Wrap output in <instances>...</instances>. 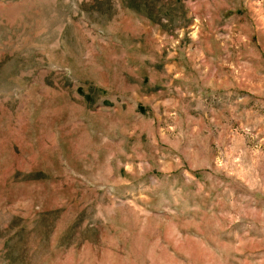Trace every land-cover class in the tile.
<instances>
[{
  "label": "rangeland",
  "instance_id": "obj_1",
  "mask_svg": "<svg viewBox=\"0 0 264 264\" xmlns=\"http://www.w3.org/2000/svg\"><path fill=\"white\" fill-rule=\"evenodd\" d=\"M0 264H264V0H0Z\"/></svg>",
  "mask_w": 264,
  "mask_h": 264
}]
</instances>
